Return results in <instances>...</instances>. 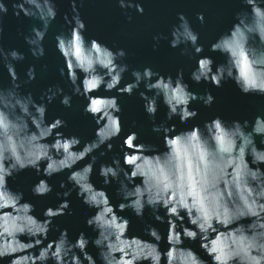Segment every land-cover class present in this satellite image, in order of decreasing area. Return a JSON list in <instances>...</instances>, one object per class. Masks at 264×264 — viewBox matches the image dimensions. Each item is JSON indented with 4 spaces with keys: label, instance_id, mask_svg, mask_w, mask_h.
Masks as SVG:
<instances>
[{
    "label": "clouds",
    "instance_id": "clouds-1",
    "mask_svg": "<svg viewBox=\"0 0 264 264\" xmlns=\"http://www.w3.org/2000/svg\"><path fill=\"white\" fill-rule=\"evenodd\" d=\"M241 2L248 11L237 12L231 28L209 47V51L224 55L225 62L213 69L211 58L200 57L190 79L197 84L210 82L216 88L231 80L242 94L264 96V0ZM117 3L121 9L134 7L137 13L144 12L141 4H134L133 0ZM70 4L76 12L75 0H70ZM11 10L16 17L37 15L43 22V30L33 28V37H25L29 45L36 46L33 56H42L40 42L48 23L56 17L52 0H12ZM8 11L6 3L0 2V38L4 33L3 16ZM196 18L204 22L203 13H197ZM178 19L180 24L171 32L170 47L188 43L199 55L203 46L197 43L198 33L182 13ZM72 21L69 36L55 37L56 48L64 59L60 75L66 69L74 94L86 100L83 112L97 125L95 139L80 147L78 137H66L57 131L66 126L65 121L55 118L46 122V105L35 103L31 94L21 96L15 84L14 66L5 64L13 87L0 88V262L7 259V264H96L86 251L89 239L83 232L74 242L68 240L67 229L61 230L55 240H48L52 219L70 209L67 199L56 208H46L41 220L32 214L34 205L23 201V193L8 186L9 177L33 169L49 178L71 170L67 181L75 186L82 203L95 209L85 224L97 233L91 243L98 249L101 264H264V148H258L255 142V137L260 136V144L264 145V118L256 116L250 130L248 120L228 122L220 116L190 129L177 130L175 124L154 125V132L163 133V151L137 143V134L128 133L123 139V167L113 159L112 164H100L98 169L105 186L123 175L117 189L123 202L112 205L107 192L91 182L96 158L92 156L89 163L75 167L122 131L117 97L94 93L103 88L105 92L115 89L119 95L131 96L143 82L145 90L153 93L151 97L139 93L145 101L144 111L155 116L160 98L167 108L166 118L178 117L181 124L197 117V110L189 108L193 101L199 99L208 107L215 97L210 92L197 96L190 91L182 71L173 80L148 67L142 73L133 70V82L118 87L127 71V65L117 63L125 56L124 50L113 51L96 39H86L84 21L79 15H74ZM0 57L23 59L15 50L5 54L2 47ZM27 76L29 80L35 78L32 68ZM55 95L47 96L49 103ZM60 103L70 107V97L64 95ZM107 149H112L110 143ZM60 187H65L63 181ZM52 190L45 179L31 188L34 196H46ZM70 192L62 195L68 197ZM145 208L152 211L155 221L167 223L166 236L162 237L154 226L145 229L150 240L128 236L130 221L118 212L131 210L142 218ZM162 240L168 245L166 250L160 247ZM185 240H199V248L209 260L183 246Z\"/></svg>",
    "mask_w": 264,
    "mask_h": 264
},
{
    "label": "water",
    "instance_id": "water-1",
    "mask_svg": "<svg viewBox=\"0 0 264 264\" xmlns=\"http://www.w3.org/2000/svg\"><path fill=\"white\" fill-rule=\"evenodd\" d=\"M6 3L9 11L3 16L4 33L0 38V47L4 53L15 50L23 55V59L5 60L0 57V88H12L13 81L5 67L6 63L14 66L18 85V93L21 96L31 94L33 101L37 104H45L47 111L45 115L46 122H51L55 118H60L66 122V126L57 131L64 136H76L80 139L81 145L95 139V130L97 125L93 118L83 112L86 100L82 95L74 94L73 85L65 74L60 75V69L64 68V59L56 48L57 35L65 37L70 35L73 26L72 17L79 15L86 25L84 33L86 39H96L106 45L113 51L123 49L125 56L117 60L118 64L127 65V71L123 73L122 80L118 87H123L134 80L131 72L133 70L143 71L145 67L151 68L153 72L164 76H172L173 80L178 71L183 72V80L189 85V90L202 96L205 92H210L214 97L211 106H204L199 99L193 101L190 109H195L198 115L195 119L187 121L185 124L179 122L178 117L172 120L166 118L167 108L160 98H157V112L155 116H149L143 108L144 100L140 98L139 93L145 92L148 97L153 95L144 88L142 82L137 89L133 90L131 96L119 95L116 90L105 92L103 88L94 93L97 96H116L121 107L120 122L122 131L119 136L108 141L112 149H107V143L95 150L85 160L79 162L75 167H82L91 161V157L96 158L93 165L91 182L97 189H103L107 192L112 205H118L123 202L117 194L119 182L123 175L118 176L114 181L105 186L102 177L98 175L100 164L110 165L113 159L120 161L121 167L123 156V139L130 132H135L139 139L137 143L145 145H154L157 150L163 151L162 131L154 132L153 126H169L175 124L177 130L190 129L193 125L203 126L205 121L211 120L215 116H220L225 121L244 120L249 121V129L256 116L264 118V96L257 94H242L231 80L222 83V87L216 88L210 82L201 81L199 84L190 79V73L196 67V61L200 57L207 56L213 60V69L216 65L225 62V56L219 52L209 51L213 43L222 33L228 31L235 22L237 12L248 11L241 0H133V3H140L144 9L143 14L137 13L135 8L121 9L117 0H75L76 12H73L70 0H52L56 9V17L48 23L43 40L40 42L43 48L42 56H33L32 49L35 45H29L25 37L32 38V29L43 30V22L37 15L25 17L21 14L16 17L12 14V0H0ZM183 14L192 30L198 33L197 43L203 46V51L197 55L193 47L188 43H181L176 48L170 47L172 39L171 32L174 27H178L180 21L178 14ZM197 13H203L204 22L197 20ZM65 16L67 19H65ZM157 37V39H153ZM34 70V79L29 80L27 76L28 69ZM155 79V77L153 78ZM49 89L51 91H49ZM57 89L62 91L57 92ZM56 93L49 103L47 96ZM67 95L70 97V107H65L60 103L61 98ZM260 136L255 137L258 148H264L260 144ZM51 142V141H49ZM103 153V155H101ZM250 161V158H249ZM115 167V165H113ZM264 168V165L261 166ZM71 170H65L51 178L42 174L38 175L33 169H26L13 177L8 178V186L17 192L23 193V201L34 205L35 211L32 213L38 219L43 220V211L48 208H56L58 204L67 199L70 209L65 210L66 214L52 219L48 240L58 238L60 231L67 229L68 240L74 242L79 233L83 232L89 239V245L86 251L96 259V264H101L98 257V249L91 241L97 233L85 224L88 216L94 214L95 209H90L84 205L76 195V188L67 181V176ZM40 179H45L52 186L53 190L46 196H34L31 192L32 186ZM64 182L65 187L61 188L60 183ZM139 183V181H136ZM70 195L64 197L62 194L69 191ZM57 193H61L57 196ZM70 211L71 215L67 212ZM163 216V212L160 213ZM118 215L125 216L130 221L128 236H138L145 240L151 238L145 235V229L149 226L156 227L163 236H166L167 223H159L153 219L152 211L145 208L142 218L136 217L131 210L118 212ZM186 223V221H185ZM247 223V221H244ZM21 239H25L21 237ZM46 244L47 241H44ZM185 247L192 248L205 260L209 258L199 248V240L190 242L184 241ZM162 250H166L168 245L161 242ZM36 251L35 249L33 250ZM77 254L79 255L78 251ZM7 264V259L0 262ZM49 264H52L49 261Z\"/></svg>",
    "mask_w": 264,
    "mask_h": 264
}]
</instances>
